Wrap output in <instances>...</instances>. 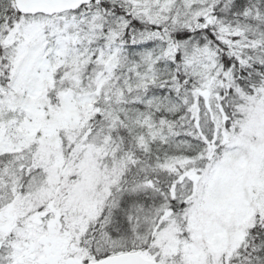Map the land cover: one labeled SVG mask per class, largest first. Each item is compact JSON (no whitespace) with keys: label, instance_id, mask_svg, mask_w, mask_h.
I'll use <instances>...</instances> for the list:
<instances>
[{"label":"snow or ice","instance_id":"1","mask_svg":"<svg viewBox=\"0 0 264 264\" xmlns=\"http://www.w3.org/2000/svg\"><path fill=\"white\" fill-rule=\"evenodd\" d=\"M0 264H264V0H0Z\"/></svg>","mask_w":264,"mask_h":264}]
</instances>
